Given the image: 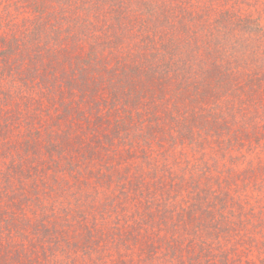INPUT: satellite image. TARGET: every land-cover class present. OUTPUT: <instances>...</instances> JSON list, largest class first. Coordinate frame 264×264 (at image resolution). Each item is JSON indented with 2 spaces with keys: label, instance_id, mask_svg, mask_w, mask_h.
I'll return each mask as SVG.
<instances>
[{
  "label": "trees",
  "instance_id": "obj_1",
  "mask_svg": "<svg viewBox=\"0 0 264 264\" xmlns=\"http://www.w3.org/2000/svg\"><path fill=\"white\" fill-rule=\"evenodd\" d=\"M263 144L264 0H0V264H264L231 187Z\"/></svg>",
  "mask_w": 264,
  "mask_h": 264
},
{
  "label": "rangeland",
  "instance_id": "obj_2",
  "mask_svg": "<svg viewBox=\"0 0 264 264\" xmlns=\"http://www.w3.org/2000/svg\"><path fill=\"white\" fill-rule=\"evenodd\" d=\"M257 149H259V147ZM238 153L243 154L242 152H237V153L234 152V154L237 157L240 156ZM241 156L244 157L245 163L241 164V166L237 165L236 166L237 169L242 168V166L252 167L253 165L254 166L264 165V147L263 150H260L259 152H256V150H252L250 152H245L244 155ZM42 157L43 158L40 157L35 158L33 165H50L51 160L49 159L48 162L45 160V158L47 159L48 156L46 155L45 157L44 156ZM101 157L103 156H98L97 153H94L92 155H87L82 152H79L78 155L75 154V160L72 161L71 165L80 166L84 174L81 175L80 177L81 183L79 184V187L82 188L83 190L85 188L86 192L89 193L90 198L95 196L98 202L110 198H112L113 201H120L127 199V197H123L126 195L123 194L124 192H126L125 190L130 189V187H128L129 185L127 184L128 181L126 177H130L132 179V176H134V173H136L135 165H103L102 162L98 161ZM0 159L2 158L0 157ZM60 163L61 164L59 165H65L64 161ZM0 165H5V164H2V162L0 161ZM23 165H32V164L25 163ZM51 165H53V163H51ZM229 165L231 164L229 163ZM105 171L106 172L110 171L111 177L105 178L104 180L102 179L101 182L100 181L97 182L96 177L94 175L96 174L101 175L100 173L101 172L103 173ZM117 174H120L122 176L120 177V175ZM260 174L250 178L251 180L250 179L246 180L247 183L245 184L242 183V181L239 179L234 180L235 181L234 183L231 182L233 184L231 187L233 189H236V191L239 190V193L233 192L234 194L233 199H237V198L240 199L242 196H244L243 200L249 201L251 203L250 204L251 208L254 207L257 210L260 207L264 208V174L263 173ZM254 197L256 198L254 199ZM132 204L133 202L130 203L129 201L128 202L126 201V205H128V207ZM260 215H258V217L256 216L251 218L249 217L250 220L246 223V231L242 238L245 239L244 236L253 234L252 236H254L256 240H259L260 244H255L252 246L239 245V249L241 251L247 252V250H249L247 253L248 255L250 254L251 259L258 261L259 263L264 262V246L262 245V241L264 243V219H262V216L264 217V215L263 214ZM255 223H257L256 226L260 228L261 235L256 234V229L254 228ZM107 224H109V221H107ZM244 228L245 226L242 228V230ZM206 240L211 241L210 237H207ZM221 240H223V238Z\"/></svg>",
  "mask_w": 264,
  "mask_h": 264
}]
</instances>
